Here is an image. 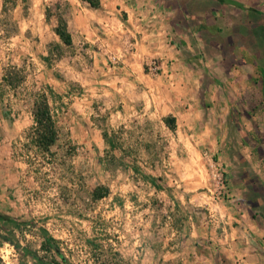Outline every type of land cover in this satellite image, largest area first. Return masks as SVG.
<instances>
[{"label": "clouds", "instance_id": "obj_1", "mask_svg": "<svg viewBox=\"0 0 264 264\" xmlns=\"http://www.w3.org/2000/svg\"><path fill=\"white\" fill-rule=\"evenodd\" d=\"M95 3L19 0L23 16L18 12L15 21L4 22L0 15V136L15 145L7 161L0 160V213L12 208L11 218L0 215V264H63L55 244L51 250L41 247L40 232L45 218L57 223L69 210L61 189L79 197L74 211L92 216L90 185L101 195L120 176L137 179L136 169L141 175L153 166L164 171L169 155L186 161L177 121L179 133L199 153L211 198L224 217L214 214L210 227L195 232L177 221L178 231L166 225L153 242L166 234L167 240L181 237L184 248L177 256L183 264H264V87L249 85L247 76L232 70L240 48L260 59L264 0H224L232 9L235 46H229L232 36L216 43L207 32L188 31L193 21H211L220 7L215 2L112 0L110 8H94ZM3 5L0 0V9ZM75 19L93 22L95 65L91 47L74 49L57 35ZM62 63L71 64L92 91L71 120L69 101L80 94L76 77L65 71L63 88L50 94L46 87ZM42 109L50 119L41 118ZM73 127L86 129L79 145L68 135ZM205 128L209 136L200 142ZM70 146L76 150L69 153ZM36 200L42 209L34 213ZM229 216L238 224L234 231ZM34 217L35 226L27 223ZM225 226L227 237L217 231ZM145 236L152 233L145 229L137 246ZM108 247L105 243L98 253L97 264H111ZM72 250V264H93L87 249Z\"/></svg>", "mask_w": 264, "mask_h": 264}, {"label": "rangeland", "instance_id": "obj_2", "mask_svg": "<svg viewBox=\"0 0 264 264\" xmlns=\"http://www.w3.org/2000/svg\"><path fill=\"white\" fill-rule=\"evenodd\" d=\"M208 2L217 3L220 6L219 9L212 13L211 21L201 20L199 24L195 21L191 22L188 25L189 33L207 32L209 38L214 39L216 43H223L226 37L232 36L233 41L229 46H235L239 40L237 34L232 32L233 21L228 18L232 9L224 4V0H208ZM99 3V8H110L112 0H99ZM18 12L19 15H24V10L19 9V1L15 6L9 5L6 12L0 9V15L5 17L4 22L15 21ZM124 16L125 18L128 17L126 11H124ZM115 28L116 25L112 24L111 29L115 31ZM67 31L71 36L70 46L72 48L75 49L78 45L85 50L92 48L91 63L95 65L96 53L99 52V49L94 46L93 22L88 19H75L67 27ZM242 33L243 29L240 30V34ZM260 33L264 36V27L260 29ZM37 41H41L40 36H37ZM180 44H185L183 37L180 38ZM238 52L240 58L232 64L233 73H238L239 76H247L248 79L245 82L249 85L260 84L264 87V41L260 46V59L249 54V51L243 48L238 49ZM65 71L76 77L80 93L79 95H72L69 101L68 119L71 120L73 115L84 110L85 104L92 98V91L89 89L88 81L81 79L79 73L71 68V64L62 63L56 77L47 81L46 87L50 94L53 89L63 88L61 80ZM23 79H27V77L25 76ZM95 106V104L91 105V107ZM145 107L147 108V102H145ZM176 128L177 138L184 140V149L188 159L186 161L174 160L172 155H169L168 167L164 171H159L153 166V168L145 169L142 175L139 169L134 170L138 177L135 180L120 176L117 183H109L104 186L103 190L107 189L108 194L101 199L92 198V193L97 188L95 185H90L88 199L91 202L92 216H89L87 212L74 211L73 208L76 206V200L79 197L61 189V200L69 205V210L64 212L62 216L56 217L57 223L49 222L51 217L45 218L44 226L41 229L59 241L63 253H68L67 257L74 255L72 249L73 246H77L80 252H85L87 249V258L92 260L93 264H97L98 253L107 243L111 253H118L120 258L129 264H183V261L177 256L184 248L181 237L177 236L172 240H167L166 234L156 239L155 242H153V238L166 225L172 231H178L177 221L186 222L187 230L195 232L197 228L210 227L207 225V221H210L214 214L224 217V209L211 198L209 177L200 165L199 153L191 146V142L179 133L178 121ZM83 131L86 129L81 131L73 127L68 135L71 140H75L79 145ZM208 136L209 132L205 128L203 134L199 136V141L203 142ZM99 142L97 141V143ZM14 147L15 145L9 146L5 138L0 136V160L6 162L10 149ZM75 150V146H70L67 149L69 153ZM146 176L155 179V187L148 182ZM216 186L217 188L220 187L218 182ZM116 192L119 194L113 195ZM9 199L12 197L10 196ZM170 201L171 203H169ZM41 209L40 201L36 200L31 211L35 213ZM11 213L12 208L9 207L2 214L9 215L11 218ZM227 219L234 231L238 224L232 221L231 216ZM239 219L240 216L237 215L236 220ZM30 222L35 226V217L33 220L27 221V223ZM145 229L152 233V237H143L144 242L137 246V241L140 240ZM217 231H223L227 237L229 229L225 226ZM133 236L136 237L135 240L131 239ZM112 258H114L113 254ZM83 264H87V260Z\"/></svg>", "mask_w": 264, "mask_h": 264}, {"label": "trees", "instance_id": "obj_3", "mask_svg": "<svg viewBox=\"0 0 264 264\" xmlns=\"http://www.w3.org/2000/svg\"><path fill=\"white\" fill-rule=\"evenodd\" d=\"M17 1H19V0H4V5H3V8H2V11L6 12V9H8L9 5L10 6H15ZM99 6H100L99 0H96V3L93 5V7L94 8H99ZM57 35L60 36V39L64 40L65 43L71 45V36H70V34H69V32L67 30L62 35L60 33H57ZM21 79H23V77H21ZM40 116H41V118L50 119L49 114L47 113L46 109H42L40 111ZM50 134H51V136L54 139L55 135H56L54 128L50 130ZM105 135H106V133H105ZM47 139H48L47 137H44V139L41 142L43 143ZM45 151H47V149H45ZM50 162H51L50 160L47 161V163H50ZM146 178L148 179V182L152 186H154V187L156 186V182H155L154 178H152L151 176H146ZM98 191H99V189H96L92 193V198L95 199V200L101 199V198L105 197L108 194V190L107 189L103 190L104 194H101V195L97 194ZM0 215H4V214L0 213ZM30 223L32 224V222H30ZM40 232L43 234V237L45 238V241L41 245V247L42 248L47 247L49 250H51L52 245L55 244V252H56V254L58 256H61V258L63 260V264H72V262L68 259V257L64 255L63 250L60 247L59 241L54 239L52 236L46 234L45 231L42 230V229H40ZM94 247H96V246H94ZM112 254H113L114 258L111 259V264H129V263L123 261L120 258L118 253L113 252ZM97 261H98V258H97ZM56 264H60V262H56Z\"/></svg>", "mask_w": 264, "mask_h": 264}]
</instances>
